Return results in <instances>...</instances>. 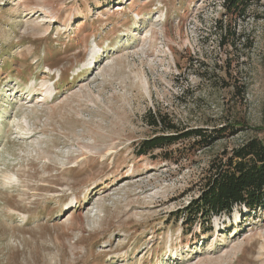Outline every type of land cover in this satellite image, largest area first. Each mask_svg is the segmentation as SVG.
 Segmentation results:
<instances>
[{"label": "rangeland", "instance_id": "obj_1", "mask_svg": "<svg viewBox=\"0 0 264 264\" xmlns=\"http://www.w3.org/2000/svg\"><path fill=\"white\" fill-rule=\"evenodd\" d=\"M222 12L220 0H0V264H264V212L213 216L208 232L184 217L211 159L264 142V0L224 19L237 36L215 25ZM150 114L241 127L138 156L159 132Z\"/></svg>", "mask_w": 264, "mask_h": 264}, {"label": "trees", "instance_id": "obj_2", "mask_svg": "<svg viewBox=\"0 0 264 264\" xmlns=\"http://www.w3.org/2000/svg\"><path fill=\"white\" fill-rule=\"evenodd\" d=\"M253 1L257 0H220L223 12L215 25L224 33L223 37L227 34L237 36L235 24L231 27L224 19H245ZM149 118L150 125L159 132L138 143L135 150L138 156H146L157 150L167 152V147L183 140H189L195 149H203L235 134L241 127L240 124H225L211 129L197 127L179 130L169 123L165 115L150 114ZM164 158L170 159L171 156L164 153ZM235 209L239 213L245 210L246 216L264 212V142L256 136L211 159L199 195L187 207L184 217L189 220L203 218L207 225L205 232H208L211 231L210 219L213 216L229 215Z\"/></svg>", "mask_w": 264, "mask_h": 264}]
</instances>
